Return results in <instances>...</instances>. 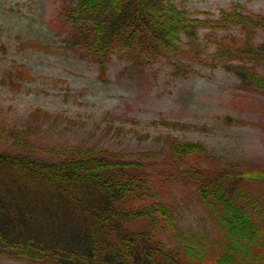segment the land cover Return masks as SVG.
I'll return each instance as SVG.
<instances>
[{"label":"trees","instance_id":"trees-1","mask_svg":"<svg viewBox=\"0 0 264 264\" xmlns=\"http://www.w3.org/2000/svg\"><path fill=\"white\" fill-rule=\"evenodd\" d=\"M58 14L66 47L100 78L113 56L132 66L166 59L184 75L220 68L264 93V10L239 2L192 13L174 0H64ZM25 66L6 68L1 86L21 91L32 78ZM1 112L0 259L264 264V166L170 132L148 149L59 141L53 134L76 126L61 111L35 106L18 122Z\"/></svg>","mask_w":264,"mask_h":264},{"label":"rangeland","instance_id":"rangeland-1","mask_svg":"<svg viewBox=\"0 0 264 264\" xmlns=\"http://www.w3.org/2000/svg\"><path fill=\"white\" fill-rule=\"evenodd\" d=\"M63 1L0 0V77L13 63L25 64L32 75L19 92L0 84L3 116L18 122L40 106L61 111L78 126L53 134L59 141L99 140L148 149L156 144V135L170 132L201 140L227 159L264 166V93L220 68L184 75L166 59L132 66L113 56L100 78L92 62L65 45V25L58 14ZM174 1L192 13L216 12L236 2L264 10V0ZM162 119L177 124L163 125ZM185 124L196 128L180 127ZM195 213L189 219L199 215ZM0 264L33 263L4 258Z\"/></svg>","mask_w":264,"mask_h":264}]
</instances>
